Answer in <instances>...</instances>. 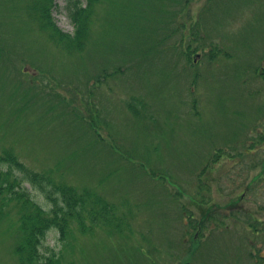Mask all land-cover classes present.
<instances>
[{
	"label": "rangeland",
	"instance_id": "obj_1",
	"mask_svg": "<svg viewBox=\"0 0 264 264\" xmlns=\"http://www.w3.org/2000/svg\"><path fill=\"white\" fill-rule=\"evenodd\" d=\"M34 1L0 0V154L91 189L126 221L123 232L88 217L85 231L76 220L66 234L47 228L42 253L56 264H264V0H146L136 17L156 35L145 36L129 29V1L98 0L89 43L68 52ZM67 3L52 16L73 34ZM219 149L232 159L204 173ZM12 175L51 210L39 186ZM0 210V264H24L23 211L2 200ZM186 212L203 219L199 231Z\"/></svg>",
	"mask_w": 264,
	"mask_h": 264
},
{
	"label": "trees",
	"instance_id": "obj_2",
	"mask_svg": "<svg viewBox=\"0 0 264 264\" xmlns=\"http://www.w3.org/2000/svg\"><path fill=\"white\" fill-rule=\"evenodd\" d=\"M87 1V5L83 6L81 4V0H68V3L65 7L71 22L75 26V31L73 34L63 32L54 21L52 9L57 6V0H35L31 14L38 18L43 28L52 31L51 37H53V40L57 41L58 44L63 45L67 52L72 51L73 48L84 50V44L86 40V43H89L90 40V29L92 28V20L94 18V6L97 4L98 0ZM127 1H129V7L126 11H129L131 18L128 19L127 23L129 29H131L133 32L141 33L151 30L150 27L153 28L151 25L155 24V22L140 20L138 17H136L139 14L137 12H142V9H140L138 6L140 3H146V0ZM161 13L166 14V11L163 10ZM22 15L23 14L20 16ZM114 21L117 22L116 18ZM146 23L147 25L144 26ZM108 28L112 29L110 26ZM150 32L156 35L154 31L151 30ZM143 34L145 36V33ZM3 43H1V47H3ZM1 47L0 50H2ZM149 53L150 51L143 54ZM0 68L1 70H6V66H1ZM260 73L264 77V70ZM99 79H101V77ZM101 84V81H96L94 83L96 88H98ZM94 89L95 88L93 87V90ZM96 120H91L90 123L92 122L93 124L91 126L98 130V128L102 125L100 122H96ZM94 123L97 125L96 127L94 126ZM258 144L261 146V149L264 150V142ZM111 147H113V145H111ZM213 153L214 155L211 156L210 161L207 163L208 166L204 173H213L216 164L222 160L224 155L228 154L227 151L223 149L215 150ZM245 154L250 155L249 153ZM13 157L8 156V153L6 152H2L0 154V200L4 201L8 205L12 202H16L20 205V214L23 211L21 214L20 224L25 236L24 241H22L23 246L22 249H20L19 254L21 256L20 261H22L24 264H56L59 259V255L56 253L57 255H54L52 258L42 253L41 249L45 245H43V242H41V237L43 238L44 233H46L47 230L53 226L58 227L62 234H66L68 227L70 226L69 222L71 220H76L80 224L83 231L87 229L86 225L84 224V220L87 217L91 220L92 225L108 227L114 232L124 231L126 221H124L122 218H119L120 214L117 210V206L112 205L108 202V200L104 199L100 195H97L91 189L87 188L79 191L71 185L56 182L50 176L47 177V175H40L39 173L26 170L24 169L26 168L24 164ZM228 157L229 159L227 160L230 161L233 156L228 154ZM258 161L260 162L261 175H259V177L256 176L258 178L255 179V184H258L264 180V158H262L261 161ZM3 166H6L7 170H4ZM16 169L21 171V173L24 175V179L30 182L33 186L36 188L39 186V188L46 195V200L50 203L51 210L47 211L42 206L34 202L29 192L22 187L23 179H18L16 175H12ZM148 171L152 176L158 174L156 170ZM199 177L201 180L200 182H202L203 185L208 186V182L205 180V178L201 175ZM158 178L166 180L169 179L170 176H161L158 174ZM203 190L205 191L203 186H201L200 192ZM202 200H204V198ZM182 208L183 210L185 209V211L189 212H191L190 210L192 209L184 204L182 205ZM208 208H210V206H206L201 209L202 212H204V218H206L208 214L213 216V214H211L213 212L209 211ZM5 211L6 210H0V215ZM186 214L188 215H186V218L190 220L192 225L194 224L195 220L197 221L196 232L199 231V228L203 227V219L199 220V218H193L188 212H186ZM58 216L60 223H57L56 221ZM198 234L201 237L203 236L201 233H196L197 236L195 238L199 236ZM260 257L264 258L262 254Z\"/></svg>",
	"mask_w": 264,
	"mask_h": 264
}]
</instances>
